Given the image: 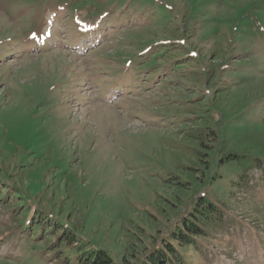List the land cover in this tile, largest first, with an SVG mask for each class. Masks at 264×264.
<instances>
[{
	"label": "rangeland",
	"instance_id": "1",
	"mask_svg": "<svg viewBox=\"0 0 264 264\" xmlns=\"http://www.w3.org/2000/svg\"><path fill=\"white\" fill-rule=\"evenodd\" d=\"M158 1L86 0L110 36L84 58L71 0H0V264H264V0ZM202 199L223 224L182 247Z\"/></svg>",
	"mask_w": 264,
	"mask_h": 264
},
{
	"label": "trees",
	"instance_id": "2",
	"mask_svg": "<svg viewBox=\"0 0 264 264\" xmlns=\"http://www.w3.org/2000/svg\"><path fill=\"white\" fill-rule=\"evenodd\" d=\"M197 143L200 144V146H203L201 144V142L203 141L201 136H198L196 138ZM200 171L198 172H192L190 171V176L191 178L193 176H199ZM178 187H183V186H178ZM213 204L212 201H208L207 199L204 200H200L197 204V207L202 209V211H200L199 213L197 211L194 210V212L192 213V215L185 221L184 224H182L181 228L176 231V236L173 237L174 241H177L180 243V246H184V245H189L192 242V239L194 237L197 236H202L205 237L206 236V232L204 231L206 228H204V226L209 222V220L211 218L214 217V220L216 221V227L221 226L222 220L220 219V215H217L215 217V210L213 212V207H211V205ZM217 207V206H216ZM220 213V212H219ZM200 221H203V224H199ZM62 238V237H61ZM60 238V239H61ZM69 239L67 240H61L60 243H68ZM164 252V253H163ZM159 251L154 258L150 261V264H165V258H166V253H169V251ZM170 254H175V252L170 251ZM101 259V258H100ZM180 262H182V264L185 262V259L182 257L181 259L179 258Z\"/></svg>",
	"mask_w": 264,
	"mask_h": 264
}]
</instances>
